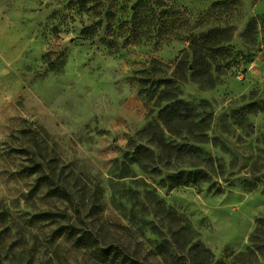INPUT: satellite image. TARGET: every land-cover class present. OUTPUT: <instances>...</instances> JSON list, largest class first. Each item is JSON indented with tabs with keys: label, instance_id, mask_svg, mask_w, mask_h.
<instances>
[{
	"label": "rangeland",
	"instance_id": "1",
	"mask_svg": "<svg viewBox=\"0 0 264 264\" xmlns=\"http://www.w3.org/2000/svg\"><path fill=\"white\" fill-rule=\"evenodd\" d=\"M138 1L0 0V264H264V0ZM214 27V85L176 84L206 137L157 143L146 92Z\"/></svg>",
	"mask_w": 264,
	"mask_h": 264
},
{
	"label": "trees",
	"instance_id": "2",
	"mask_svg": "<svg viewBox=\"0 0 264 264\" xmlns=\"http://www.w3.org/2000/svg\"><path fill=\"white\" fill-rule=\"evenodd\" d=\"M148 4V0L138 1V3L135 4L133 15H135L137 8H147ZM153 4L155 8L161 7L164 4V0H154ZM261 23H264V15L252 18L243 32V37L245 39H250L252 34L256 33L257 25ZM232 36L233 31L230 27H214L189 36L187 49L176 61L171 73L168 76H160L163 78L159 79L158 84L160 86L162 85V88L157 92L154 90L146 92L147 98L151 99L155 97L154 106L159 108L158 119L161 121V124L148 125L142 130L143 134L154 136L157 143L162 142L160 133L162 134L164 130L170 134H174L176 133L173 132L174 129L178 128L180 130L185 129L191 133H195V135H198L195 137L198 140L206 137L203 132L206 127L205 123L210 117V113L203 110V115L195 114L194 108L191 107L188 102L178 97L179 93L176 84L178 81L184 80L189 73L193 81L204 84L207 87H212L215 83L213 75L215 69L213 70V66L216 65V67H219L220 63L229 53L227 44L231 41ZM250 40L253 39L251 38ZM152 61L157 63L155 59ZM162 102H166V104L160 106ZM260 110L264 112V103ZM143 152L144 149L142 148H138L136 151V161L140 166L143 159ZM36 167L40 168V166ZM182 176L183 174H180L178 177L171 178V186L186 185L188 183L196 184L206 177V175L204 176L201 173L195 172L187 173V178L185 179H183ZM52 184L54 183L51 181L50 185ZM67 232L70 234L71 229ZM79 240L86 241L91 247L96 248H98L100 242L99 239L88 230H81ZM119 258L122 264H137L132 258L124 254H119Z\"/></svg>",
	"mask_w": 264,
	"mask_h": 264
}]
</instances>
